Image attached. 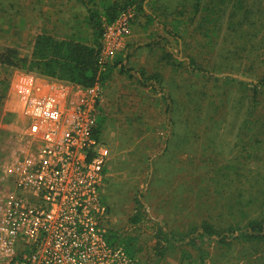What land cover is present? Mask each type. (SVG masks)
I'll use <instances>...</instances> for the list:
<instances>
[{
	"label": "rangeland",
	"instance_id": "374dc122",
	"mask_svg": "<svg viewBox=\"0 0 264 264\" xmlns=\"http://www.w3.org/2000/svg\"><path fill=\"white\" fill-rule=\"evenodd\" d=\"M85 1L0 0V54L14 48L25 57L42 33L61 40L82 38L91 44ZM114 1L122 0H96V4ZM152 1L144 3L148 15L154 12ZM127 14V33L116 44L107 43L113 45L107 58L112 72L101 87L98 111L102 119L98 142L109 151L99 190L108 241L130 251L138 264H264V254L252 256L247 244L222 249L215 237L200 238V232H191L207 222L225 228L242 220L245 227L248 219L238 210L247 212V218L264 215V134L251 138L254 132H240L251 101L240 102L241 90L223 81L229 77L255 83L239 70L257 69L259 64L247 60L240 69L234 62V72L218 74V82L192 76L185 69L175 75L159 60L160 47L168 45L160 22L131 8ZM170 44L175 57L188 65L182 46L177 48L173 40ZM189 45L197 47L194 40ZM196 55L201 60L211 58L212 63L220 61L217 51L212 57L204 52ZM143 73L142 77L161 73L164 83L145 85ZM24 76L26 80L40 77L0 65V201L10 186L4 169L23 107L11 104L10 97ZM166 84L176 97L173 114H165L170 102L160 89ZM189 88L197 94L192 100L185 96ZM258 100L256 119L264 121V89ZM9 115L11 121L6 120ZM137 212L141 220L131 224ZM194 239L197 247L191 245Z\"/></svg>",
	"mask_w": 264,
	"mask_h": 264
},
{
	"label": "built area",
	"instance_id": "2783aa9c",
	"mask_svg": "<svg viewBox=\"0 0 264 264\" xmlns=\"http://www.w3.org/2000/svg\"><path fill=\"white\" fill-rule=\"evenodd\" d=\"M127 13L105 26L102 65L112 54L107 43L129 29ZM49 80L31 76L24 86L26 126L4 169L0 264H138L107 238L99 190L109 151L95 133L101 87Z\"/></svg>",
	"mask_w": 264,
	"mask_h": 264
},
{
	"label": "trees",
	"instance_id": "16d2710c",
	"mask_svg": "<svg viewBox=\"0 0 264 264\" xmlns=\"http://www.w3.org/2000/svg\"><path fill=\"white\" fill-rule=\"evenodd\" d=\"M145 2L146 0H122L114 1L112 4L105 2L104 5H97L96 0H87L84 2L87 13L85 25L92 32L91 44L82 38L61 40L42 33L35 37L30 54L25 57H21L14 48H5L0 54V65L82 88H93L96 85L102 87L109 81L112 72L110 65L100 63L105 26L115 23L122 13L131 8L137 15L158 20L162 25L168 37L164 42L170 47L167 49L164 45L160 47L159 60L165 64V67L171 68L175 75L185 69L184 71L192 76H202L207 80L218 82L221 79L216 76L232 72L234 62L240 69L248 63L247 60L251 65L259 64L257 69L245 67L239 70L243 78H251L256 81L255 83L229 77L224 78L223 81L225 84L236 85L241 90L240 102L244 103L248 98L251 101L240 132L245 135L254 132L253 135L250 134L251 138L256 133L264 134V121L256 119L259 108L258 96L260 90L264 89V70L259 73V70L264 68V0H176L175 2L153 0L154 12L149 15L148 5H144ZM170 40L175 42L177 48L182 46L188 56V65L179 61L172 53ZM190 40L197 43L196 48L189 45ZM192 49L197 51L196 54L204 52L211 57L212 53L217 51L220 61L212 63L211 58L201 60L196 54L189 53ZM204 60L207 65L203 64ZM143 75L145 74L143 73L141 78L146 79L145 85L148 82L159 85L164 83L161 73H154L149 77H142ZM189 89L185 96L192 100L197 94ZM160 90L166 93V99L170 102L165 114H173V106L176 103L174 91L168 84ZM5 91L7 90L3 89V92ZM11 116L6 117V120L11 121ZM101 124L102 119L98 118L95 129L97 140ZM252 203L253 201H249V204ZM139 206L142 207L141 204ZM238 211L241 212L242 217L248 219L245 227L241 226L242 220L230 223L225 228L207 222L191 232H200V238L215 237L217 245L222 249L229 250L238 242L247 244L252 248V253L249 254L261 256L264 254V215L247 218V212ZM140 220V212H137L130 219V223L137 224ZM236 232L240 234L235 236ZM196 243L194 239L191 245L197 247ZM243 250L245 251L244 248ZM126 252L134 257L130 251Z\"/></svg>",
	"mask_w": 264,
	"mask_h": 264
},
{
	"label": "crops",
	"instance_id": "0c3cea01",
	"mask_svg": "<svg viewBox=\"0 0 264 264\" xmlns=\"http://www.w3.org/2000/svg\"><path fill=\"white\" fill-rule=\"evenodd\" d=\"M35 79H42V78L35 77ZM19 80H21L20 81V84L23 85V88H20V84H17L14 87V89L12 91L13 96L10 97V99H11L10 102H11V104L13 103L14 105H17L18 107L21 108L24 105L25 98H26L25 97L26 96V92L28 91V88L27 87L24 88V85H25L24 83H26L28 86H30L31 85V82L28 81V80H26V77L25 76L24 77H20ZM49 81H51V80H49ZM52 82H55V81L52 80ZM59 84H61V82H59ZM21 123L23 124V126L21 127L22 128L21 131H22V130H24V127L26 126V119H25V117L23 115V108H22V117H21V120L20 121H17V123L14 125V128L16 129V131L13 132L12 134H16V135L19 134V132H20L19 130L20 129H17V128L18 127L20 128ZM16 135H14L15 136V139H16Z\"/></svg>",
	"mask_w": 264,
	"mask_h": 264
}]
</instances>
